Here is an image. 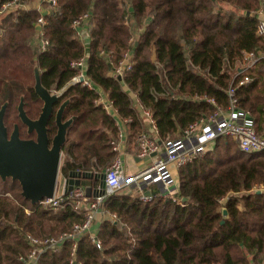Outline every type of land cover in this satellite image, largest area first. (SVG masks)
Segmentation results:
<instances>
[{"label": "trees", "instance_id": "obj_1", "mask_svg": "<svg viewBox=\"0 0 264 264\" xmlns=\"http://www.w3.org/2000/svg\"><path fill=\"white\" fill-rule=\"evenodd\" d=\"M8 1L0 0V7ZM36 1L19 0L29 7L0 15V104L8 102L11 113L24 97L36 117L43 103L35 91L36 69L44 87L63 90L55 110L69 99L63 118L76 117L63 147V175L105 169L117 155L111 144L119 133L116 119L95 102L97 90L71 83L77 70L70 62L83 55L88 77L122 118H131L132 153L144 129L134 93L153 111L160 142L215 110L205 96L227 108L231 84L239 106L263 130L264 36L257 33L263 0H57L42 2L45 13ZM84 13L86 43L73 28ZM42 15L50 41L45 50L37 37ZM127 51L132 68L119 79L108 60L117 64ZM251 51L259 59L241 72ZM51 123L55 133L54 114ZM178 177L181 200L144 201L137 186L110 195L103 206L108 217L97 230L102 245L81 235L76 264H264V191L256 190L264 185V150L245 153L232 137H220L205 156L180 167ZM83 219L71 199L57 211L45 209L22 195L18 180L0 177V264H24L28 232L54 235ZM71 245L44 252L37 264H71Z\"/></svg>", "mask_w": 264, "mask_h": 264}, {"label": "built area", "instance_id": "obj_2", "mask_svg": "<svg viewBox=\"0 0 264 264\" xmlns=\"http://www.w3.org/2000/svg\"><path fill=\"white\" fill-rule=\"evenodd\" d=\"M52 2L56 4L57 0H40L37 6L42 10V2ZM29 7L19 2V0L8 1L0 7V15L8 13L18 7ZM43 11V10H42ZM46 10L43 12L45 13ZM258 15L262 13V9H258ZM88 14L84 13L73 21V28L77 35L88 42V36L84 35L82 25L87 21ZM45 19L42 16L38 18L36 23L38 33L37 37L40 47L45 50L50 45L49 39L45 36L43 25ZM257 33L264 36V18H261L258 23ZM134 37L130 39L133 41ZM130 51L125 52L124 58L115 64L111 59L109 64L114 68V75L116 77H123L125 71L132 68L130 62ZM259 58L256 54L246 52L244 54L245 67L240 71H246ZM87 56L73 59L70 62L71 67L77 70L73 76L71 83H79L90 89L98 91L99 95L95 102L102 106L107 114L116 119L117 125L120 127L121 123H128L131 118H122L119 114L118 108L115 106L106 93L97 88H94V83L86 73ZM248 79V78H246ZM63 91V90H61ZM61 91H54L53 93L61 95ZM229 105L224 108L217 104L214 98H207L208 101L215 105V110L208 116L202 117L195 122L189 124L187 128L174 137L167 138L164 142L156 139L158 135V126L153 115V111L145 107L140 101L136 93L133 94L137 109L140 116L145 121L148 129H142L137 136V155L141 159H150L152 161L143 169L128 174L124 165L123 158V138L124 133L121 131L116 139L112 140V150L117 153L116 157L105 168V191L102 194L89 197L86 195L84 186L75 185L72 189H68V177L63 175V179L57 181L56 191L54 196L46 197L40 200L37 204L45 209H52L57 211L66 199L73 201L74 208L82 211L84 219L82 222H77L72 229L62 231L54 235L37 236L28 232L26 234L29 249L26 255L21 256L24 264H37L41 255L46 251H56L66 242H71L70 263L76 264L77 260V246L78 239L81 235L88 233L90 239L97 247H101L102 241L97 236L98 227H94V222L99 212H103L105 200L117 190L126 186H137L141 189V199L150 201L154 196L163 198H171L173 200H181L178 196L179 192V177L178 170L186 163L194 159L205 156L215 146L216 140L220 137H232L237 141L241 151L245 153H256L264 150V126L261 132H258L255 126L254 117L249 109L241 108L238 104L237 90L234 85H230L228 89ZM80 170V169H79ZM84 171V170H80ZM94 173H99L100 168L90 170ZM59 178V177H58ZM61 186L59 191L58 187ZM97 190H101L99 183L93 184ZM261 187V186H260ZM256 187V190H261ZM264 189V188H263ZM150 190L151 194L146 195L145 191ZM223 200V199H221ZM26 212L30 210L26 208ZM113 219L117 218V214H111Z\"/></svg>", "mask_w": 264, "mask_h": 264}, {"label": "water", "instance_id": "obj_3", "mask_svg": "<svg viewBox=\"0 0 264 264\" xmlns=\"http://www.w3.org/2000/svg\"><path fill=\"white\" fill-rule=\"evenodd\" d=\"M97 87L94 85V88ZM35 91L43 101L39 117L31 119L28 116L24 108V97H21L18 111L22 121L28 125L29 131L36 130V140L22 139L17 125L9 138L7 128L4 125V114L8 102H5L0 109V177L3 180H6L7 177L18 180L22 188V195L29 199L32 204H37L43 198L54 196L67 131L76 118L72 116L65 121L63 120V112L69 102V99L65 100L56 112L58 129L53 137L52 146L49 148L47 124L61 95L51 92L42 85L38 69L35 72ZM84 180H90V183L84 184ZM95 183H99L102 189L94 188L93 184ZM75 185L84 186L86 195L89 197L102 194L105 191V172L71 170L68 174V189H72ZM257 191L263 192L262 190ZM145 194L150 195L151 191L146 190ZM223 213L226 215L227 209H224ZM221 222L223 223L224 220Z\"/></svg>", "mask_w": 264, "mask_h": 264}, {"label": "crops", "instance_id": "obj_4", "mask_svg": "<svg viewBox=\"0 0 264 264\" xmlns=\"http://www.w3.org/2000/svg\"><path fill=\"white\" fill-rule=\"evenodd\" d=\"M34 6H38L40 4V0H37L36 2H34ZM262 9V13L259 15L260 19L261 18H264V0L261 4V7ZM132 98L134 99L135 101V98L133 97L132 95ZM139 111V110H138ZM144 123V129H148L147 126L145 125V121L143 122ZM117 124V122H116ZM128 127H129V124L128 123H121L120 127L118 126L119 128V133L121 131H123L124 133V138H123V143H124V148H123V158H124V165H125V168H126V172L128 174H133L141 169H143L147 164H149L153 159L152 157L150 159H141L138 155H137V152L138 150L136 151V153H132L131 151H128V146H129V143H128ZM143 129V128H142ZM118 133V135H119ZM156 139H159L158 135H155ZM137 149V140H136V144L135 146H133V149ZM63 157H64V154H63ZM108 217V214H105L104 211L103 212H99L97 214V218L94 222V227L97 228L101 222V220L103 218H106Z\"/></svg>", "mask_w": 264, "mask_h": 264}, {"label": "flooded vegetation", "instance_id": "obj_5", "mask_svg": "<svg viewBox=\"0 0 264 264\" xmlns=\"http://www.w3.org/2000/svg\"><path fill=\"white\" fill-rule=\"evenodd\" d=\"M6 102V101H5ZM8 106H9V103L7 105V108L5 110V114H4V125L6 126L7 128V133H8V137L10 138L12 132L14 131L15 129V126L17 125L18 126V130H19V134H20V137L22 139H33V140H36L37 139V132L36 130H32L31 132L29 131V127L26 123H24L21 119V117L19 116V111H18V108H17V116L16 115H13L10 114L8 112ZM2 107V105H1ZM0 107V109H1ZM60 107V106H59ZM25 108V107H24ZM26 110V109H25ZM58 108L55 110V106H54V111L53 113L51 114L50 118H49V122L47 124V127H48V131H47V134H48V137H49V141H48V147L50 148L52 146V141H53V137L54 135L56 134L57 132V129L58 127L56 128V131L55 133L53 132V123H51V117L52 115L54 114V117H55V123H56V112H57ZM28 116L31 118V119H37L39 116L37 117H33L29 114V112L26 110ZM64 113V112H63ZM64 120V118H63ZM65 121V120H64ZM57 126V124H56ZM64 147V146H63ZM63 154H64V149H63ZM63 159V158H62ZM105 169H101V172H104ZM2 179V178H1ZM8 179H12L11 177H7L6 180ZM3 180V179H2ZM6 180H3V181H6Z\"/></svg>", "mask_w": 264, "mask_h": 264}, {"label": "rangeland", "instance_id": "obj_6", "mask_svg": "<svg viewBox=\"0 0 264 264\" xmlns=\"http://www.w3.org/2000/svg\"><path fill=\"white\" fill-rule=\"evenodd\" d=\"M20 100H21V98H20ZM5 103V101L4 102H2L1 104H0V107H1V105H3ZM19 103H20V101H18L17 103H16V105H15V107L13 108V109H11V113L10 114H12L13 113V115H16L17 116V108H18V105H19ZM42 106H43V103H42V105H41V108H40V110H39V112H38V114H37V116H39V114H40V112H41V109H42ZM31 115V114H30ZM32 116V115H31ZM34 116V115H33ZM36 116V117H37ZM63 160H64V157H63V159H62V163H63ZM62 163H61V165H62ZM63 174H62V172H61V169H60V173H59V181L61 180V179H63ZM90 183V180H84V184H89ZM264 185H261V187H260V189L262 190V191H264ZM58 189H59V191L61 190V186H59L58 187Z\"/></svg>", "mask_w": 264, "mask_h": 264}]
</instances>
